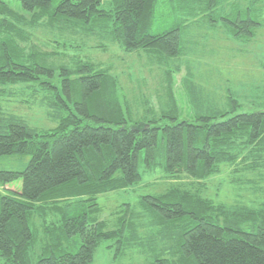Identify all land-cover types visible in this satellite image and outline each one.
Wrapping results in <instances>:
<instances>
[{
    "label": "trees",
    "instance_id": "obj_1",
    "mask_svg": "<svg viewBox=\"0 0 264 264\" xmlns=\"http://www.w3.org/2000/svg\"><path fill=\"white\" fill-rule=\"evenodd\" d=\"M18 1L31 18L0 0V90L30 87L55 125L30 126L0 103V157L29 154L22 170L0 171L3 186L21 180L19 192L0 194V262L90 264L96 247L114 238L115 254L136 247L144 256L140 264H264V199L250 206L202 194L204 180L223 166L256 174L264 169L263 96L247 101L251 110H238L234 92L213 99L190 82L185 88L192 111L186 116L172 97L167 109L134 111L108 68L93 60L69 65L57 52L41 50L28 29L41 25L85 36L98 40L100 49L105 43L144 49L168 66L185 54L195 25L205 27L216 8H224L220 18L235 36L253 34L260 15L232 3L225 12L229 0ZM156 25L159 32L151 33ZM141 168L191 181L144 195L142 211L120 216L115 228L80 209L84 201H94L87 208L96 205L99 194L135 184ZM46 207L63 212L74 250L33 259L28 217Z\"/></svg>",
    "mask_w": 264,
    "mask_h": 264
},
{
    "label": "rangeland",
    "instance_id": "obj_2",
    "mask_svg": "<svg viewBox=\"0 0 264 264\" xmlns=\"http://www.w3.org/2000/svg\"><path fill=\"white\" fill-rule=\"evenodd\" d=\"M7 1L15 11L31 18L33 13L22 9L18 0ZM59 1L51 0V5L55 6ZM231 3L238 4L243 10L248 6L251 9L249 11L255 10L256 15H260L261 25L254 33L235 36L220 18L224 8L218 7L211 13L213 18L209 17L205 27L195 25L196 29L189 36L193 37V44L189 43L185 54L168 66H161L155 61L153 52L144 49L126 51L112 43H105L107 46L100 49L96 47L98 40L85 36L73 37L67 32L42 28L41 25H28V29L32 33L31 39L41 50L57 52L69 65H74L76 60H93L108 68L117 77L122 99L134 111L146 112L147 109L162 106L167 109L168 99L172 97L180 114L186 116L192 111L185 88V84L190 82L213 99L220 100L227 91L234 92L242 104L238 110H251L250 106H246L247 101L264 97V0H229L225 3V7H228L225 12ZM198 20L202 22L203 18ZM169 22L166 28L172 25L171 20ZM160 27L156 25L150 32L157 33ZM0 103L4 110L21 116L30 126L46 129L55 125L47 116L45 107L39 104L38 97L31 95L30 87H24L23 84L15 88L3 86ZM28 160L29 154L1 156L0 171H20ZM190 181L185 176L178 179L164 177L159 168L149 172L141 168V178L135 184L124 190L99 194L96 196V205L87 208L94 201H84L80 209H85L89 218L104 220L108 228H115L120 216L125 215L127 218L132 213L142 211L144 195L163 192L171 186ZM202 185V194L215 202L240 201L254 206L264 199V169L256 174L237 171L233 166H223L220 173L209 176ZM20 188L19 179L4 186L0 184V194L19 192ZM69 197L74 198L75 195ZM61 206L65 208L63 204ZM63 215L62 211L50 210L48 207L29 214L28 224L33 237L30 252L33 259L74 250V238L67 236L63 230ZM136 231L142 235L146 230L138 227ZM116 246L114 238L102 241L96 247L90 264L143 262L144 256L138 253L136 247L115 254Z\"/></svg>",
    "mask_w": 264,
    "mask_h": 264
}]
</instances>
